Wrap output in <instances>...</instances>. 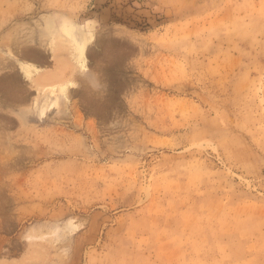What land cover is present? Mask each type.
Returning <instances> with one entry per match:
<instances>
[{
  "label": "rangeland",
  "instance_id": "1",
  "mask_svg": "<svg viewBox=\"0 0 264 264\" xmlns=\"http://www.w3.org/2000/svg\"><path fill=\"white\" fill-rule=\"evenodd\" d=\"M0 264H264V0H0Z\"/></svg>",
  "mask_w": 264,
  "mask_h": 264
},
{
  "label": "bare ground",
  "instance_id": "2",
  "mask_svg": "<svg viewBox=\"0 0 264 264\" xmlns=\"http://www.w3.org/2000/svg\"><path fill=\"white\" fill-rule=\"evenodd\" d=\"M82 49H83V47H82V45L79 47V52H80V54L82 53ZM80 61H81V63L83 62V59H82V56L80 57Z\"/></svg>",
  "mask_w": 264,
  "mask_h": 264
}]
</instances>
